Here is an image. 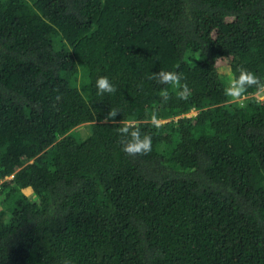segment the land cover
<instances>
[{"label": "trees", "instance_id": "1", "mask_svg": "<svg viewBox=\"0 0 264 264\" xmlns=\"http://www.w3.org/2000/svg\"><path fill=\"white\" fill-rule=\"evenodd\" d=\"M241 67L264 82V0H0V264H264V95L224 94ZM124 123L151 152H123Z\"/></svg>", "mask_w": 264, "mask_h": 264}, {"label": "clouds", "instance_id": "2", "mask_svg": "<svg viewBox=\"0 0 264 264\" xmlns=\"http://www.w3.org/2000/svg\"><path fill=\"white\" fill-rule=\"evenodd\" d=\"M160 84L171 85L174 89H178L176 95L178 99L187 100L189 96V89L186 84H181V77L178 73L173 71H161L152 77ZM257 87L264 89V82L257 77L253 72L241 67L239 69V75L230 79L228 86L224 89V94L232 100H240L245 95L248 88ZM96 88L98 95L104 93H113L116 91L113 84L105 76H101L96 80ZM163 101L167 102L170 99V94L167 88L162 89L160 93ZM57 100L60 96L56 97ZM119 112L115 109H110L106 119L109 121H116L115 117ZM152 121L155 127L159 128L161 125L155 115L152 117ZM120 139L119 143L122 146V150L129 156L145 155L152 150V137L150 135H142L138 125L131 123H124L117 128ZM9 176L6 177V179ZM65 264H69L65 261Z\"/></svg>", "mask_w": 264, "mask_h": 264}, {"label": "rangeland", "instance_id": "3", "mask_svg": "<svg viewBox=\"0 0 264 264\" xmlns=\"http://www.w3.org/2000/svg\"><path fill=\"white\" fill-rule=\"evenodd\" d=\"M258 93L261 94V96H263L264 95V89L260 90ZM261 98H263V97H261ZM191 114H196V111L191 112L190 115ZM77 131H79V133H80L79 137L84 139L85 137H87L91 133V128H90V125L84 124V125H81L77 129ZM11 177H13V176H9L8 178H11Z\"/></svg>", "mask_w": 264, "mask_h": 264}]
</instances>
